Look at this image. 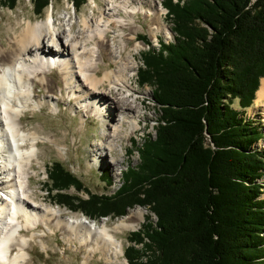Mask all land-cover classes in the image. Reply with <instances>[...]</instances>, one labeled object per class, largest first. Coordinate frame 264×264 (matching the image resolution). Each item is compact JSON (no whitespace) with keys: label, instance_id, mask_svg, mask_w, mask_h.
Returning a JSON list of instances; mask_svg holds the SVG:
<instances>
[{"label":"trees","instance_id":"trees-1","mask_svg":"<svg viewBox=\"0 0 264 264\" xmlns=\"http://www.w3.org/2000/svg\"><path fill=\"white\" fill-rule=\"evenodd\" d=\"M19 1L0 3L14 9ZM70 1L77 9L86 2ZM32 2L43 14L52 0ZM166 5L175 36L151 46L137 74L159 108L155 135L132 140L140 162L123 171L115 194L101 195L56 161L52 188L89 198L56 191L55 201L92 218L147 207L157 222L129 235L142 250L127 247L128 264H264L263 131L245 115L264 78V0ZM102 175L112 182L109 170Z\"/></svg>","mask_w":264,"mask_h":264},{"label":"bare ground","instance_id":"bare-ground-1","mask_svg":"<svg viewBox=\"0 0 264 264\" xmlns=\"http://www.w3.org/2000/svg\"><path fill=\"white\" fill-rule=\"evenodd\" d=\"M104 1L107 6L102 15L84 17L77 33L73 31V16L67 22L68 15L56 19L50 11L45 19L28 20L21 32L9 36L8 45L0 43V264H26L32 242L47 251L49 245L44 240L47 232L38 231L41 225L51 233L67 234L75 243L74 249L84 254L80 264H91L97 255L108 264H118L124 244L116 233L142 228L146 216L142 208L130 211L112 228L107 222L88 223L86 215L64 216L63 208L40 204L31 195V169L33 161L39 158L38 142L53 139L23 130L26 110H39L49 103L51 111L58 113L63 101L70 109L82 113L80 129L85 127L88 116L95 117L105 129L93 142V161L105 159L113 167L121 164V158L114 157L121 139L141 127L139 119L145 99L135 96L138 93L126 75L128 69L135 70L132 66L137 64V58L131 50L124 57L122 50L129 45L114 47L109 32H115L112 23L125 29L143 5H149L160 11L155 16V25L149 28L153 37H157L161 29H166L165 7L160 0H138L137 6L133 4L135 0ZM132 36L129 38H136ZM142 46L143 43L136 42L133 49ZM58 47L61 52L57 54ZM106 62L116 66L100 74L101 65ZM53 71H57L63 84L54 79ZM37 85L44 87L45 94H37ZM257 110L264 114V78L249 111ZM119 187L110 194H115Z\"/></svg>","mask_w":264,"mask_h":264},{"label":"rangeland","instance_id":"rangeland-1","mask_svg":"<svg viewBox=\"0 0 264 264\" xmlns=\"http://www.w3.org/2000/svg\"><path fill=\"white\" fill-rule=\"evenodd\" d=\"M160 1L164 3L162 7H165L163 9V18L166 29H161L158 32L157 37H153L149 29L155 25L156 14L160 13L155 6H151V8L148 7L149 5H143L141 11L137 12L133 16V23L130 22V25H127L125 29L116 27V25L112 23L111 28L113 31L115 30V32H109V35H111L110 38L114 42V47L119 48L124 43H127V46L129 45V47L124 49V51L122 50V54H124L125 57L127 52L131 50V53L137 58V64L132 66H135V70H138L140 66L145 67L143 54L149 51L151 46L158 49L161 43L160 41L164 40L169 43L175 36V33L171 30L173 21L170 14H167L169 9L166 5L167 0ZM173 1L179 2V0ZM137 2L139 1L135 0L133 4L137 6ZM106 6L107 2L104 0H86L82 7L77 9V7L69 0H52L51 5L44 10L43 14H38L35 12L34 4L31 0H20L14 9L3 7L0 3V43L8 45L9 36L14 33L21 32L28 20L38 21L45 19L50 11H52L56 19H63L66 15H68L65 17L67 22V19H69L70 16H73V31L74 33H77L81 27L80 24H82L81 20L84 17H99L102 15L101 13H103ZM145 11L148 12L145 13ZM114 26L115 28H113ZM135 35L136 38H129L131 36L134 37ZM136 42L143 43L142 48L140 47L138 50L133 49ZM147 42L151 43V45ZM115 66V64L109 62L102 64L100 74L107 69L115 68ZM135 70L132 69V71H129L128 69L126 75H128V80L138 93V95L135 96H138L139 100L145 99L143 105L144 109L142 112V118L139 119L141 127L135 133H132L131 136L122 138L121 147H119L118 153L114 154L115 158H121V164H119V166L113 167V165L111 166V164H109L105 159H99L96 162L93 161V142H95L97 138L101 137V129L104 128L103 124L95 117L88 116L86 118L85 127L80 129L79 126L82 122V113L79 110L70 109L63 101L60 102L61 111L58 113L51 111L49 103L45 104L39 110L35 109L25 111L22 117L24 126L23 130L26 132L36 131L39 135H45L53 139V141H51L52 143L48 140L39 141V158L38 160L35 159L32 164L31 186L33 193L31 195L32 198L38 201V203L46 206H59L64 209L63 215L67 217L75 218L82 215L85 216L81 210L71 211V208L67 205L59 204L55 201L54 194L56 191L48 193L46 190L47 186L50 188V181L48 178L50 167L56 161L62 162L68 170L81 179L88 190L98 194H101L105 190H107L106 194H110L115 188L117 189L119 186L121 187V184L123 183V171H126L130 165H136L140 162V155L135 149L137 146L134 142H132V140H135L142 145L144 141H146L149 133L155 135V126L158 121L159 108L153 99V88L147 84L142 85L138 80L137 71ZM51 75L58 81L59 84H63L62 81L59 80V74L57 71H53ZM35 90H37L36 92L40 96L43 93L45 94L44 87L41 85H37ZM132 99H135V97H132ZM235 106H238L237 101L235 102ZM253 106L254 105L245 110V115H247L248 118L256 120V124H258L263 131V137L256 143V147L264 150V114L262 110H257L255 112L249 111L251 108L253 109ZM240 112L244 114L243 111ZM73 138H75L74 142ZM104 169L109 170L110 176L113 179L112 183L106 182L104 180V175L101 176ZM106 179L109 180V175L106 176ZM260 182L264 184V176ZM71 191H73L72 193L75 195H78V191L74 188H72ZM79 192L82 193L78 195L79 197L87 198L88 194L86 190H79ZM262 196L264 197V189ZM136 208H142L146 211L145 220L142 222V228L145 227L144 224L147 222L156 225L157 216L151 213L147 207L141 205L128 207L126 213L120 216L108 215L106 217L96 218L85 216L84 218L88 223H93L92 221L94 220V223L98 224L107 222V225L113 228L122 220V218L128 216L130 211L135 210ZM135 230L138 229L123 230V233L122 231L116 233L117 237L122 239L124 244V255L122 254L121 258L122 264H127L125 249L130 244L129 235ZM38 231L47 232L44 240L48 243L49 248L45 251L39 243L32 242V245L29 248L31 252L30 258L26 264H80L83 261V252L74 249L73 245L75 243L66 237L67 234H62L60 231L51 233L42 225L38 228ZM137 247V249L142 250V246ZM91 264L108 263H106L103 257H99L97 255L92 258Z\"/></svg>","mask_w":264,"mask_h":264}]
</instances>
